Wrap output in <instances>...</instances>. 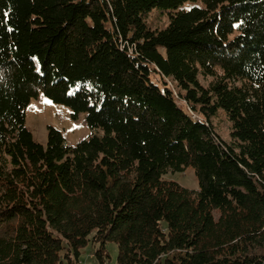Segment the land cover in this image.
<instances>
[{"label":"trees","instance_id":"16d2710c","mask_svg":"<svg viewBox=\"0 0 264 264\" xmlns=\"http://www.w3.org/2000/svg\"><path fill=\"white\" fill-rule=\"evenodd\" d=\"M41 96L91 135L37 143ZM190 167L198 190L165 178ZM109 244L116 264H264V0H0V264L89 245L110 264Z\"/></svg>","mask_w":264,"mask_h":264},{"label":"rangeland","instance_id":"374dc122","mask_svg":"<svg viewBox=\"0 0 264 264\" xmlns=\"http://www.w3.org/2000/svg\"><path fill=\"white\" fill-rule=\"evenodd\" d=\"M191 5L190 3L186 4L187 7ZM166 21V16L159 19L155 13H152L148 19V23L154 28L164 27ZM154 79L156 80L157 77L154 76ZM200 81L204 86H208L212 80L200 77ZM179 104L183 106L184 103L179 102ZM25 118L27 130L32 133L33 139L41 145H46L47 143L49 126L62 131L67 143L71 146H76L91 135V130L86 124L85 114L82 113L77 119H73L69 108L55 104L42 96L29 104L25 111ZM214 125L216 126L219 136L226 141H230L231 124L223 112H220L219 116L214 120ZM99 136H101V132H99ZM165 178L175 181L189 190H198L200 188L198 177L192 167L187 168L184 172L169 173ZM94 250L95 249L91 245L84 249L80 264H97ZM108 251L112 257V262L110 264H116L118 256L116 245L109 244Z\"/></svg>","mask_w":264,"mask_h":264},{"label":"bare ground","instance_id":"6f19581e","mask_svg":"<svg viewBox=\"0 0 264 264\" xmlns=\"http://www.w3.org/2000/svg\"><path fill=\"white\" fill-rule=\"evenodd\" d=\"M93 256V255H92Z\"/></svg>","mask_w":264,"mask_h":264}]
</instances>
